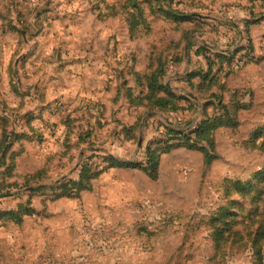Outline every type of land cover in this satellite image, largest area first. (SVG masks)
<instances>
[{"label":"rangeland","instance_id":"374dc122","mask_svg":"<svg viewBox=\"0 0 264 264\" xmlns=\"http://www.w3.org/2000/svg\"><path fill=\"white\" fill-rule=\"evenodd\" d=\"M141 4L153 33L132 38L89 0H0V144L21 137L0 167V211L29 199L36 210L22 224L0 221V264H264V0ZM169 5L173 15L158 13ZM5 19L22 33H4ZM153 49L165 53L160 80L182 97L178 111L136 98L147 89L140 75L157 66ZM224 54L233 58L218 72ZM209 59L208 78L190 77L208 73ZM235 102L239 125L214 133L210 165L187 147L162 154L157 179L107 160L144 165L169 127L193 131ZM86 164L101 175L80 198L31 195ZM232 181L255 187L229 194Z\"/></svg>","mask_w":264,"mask_h":264},{"label":"trees","instance_id":"16d2710c","mask_svg":"<svg viewBox=\"0 0 264 264\" xmlns=\"http://www.w3.org/2000/svg\"><path fill=\"white\" fill-rule=\"evenodd\" d=\"M107 0H89L92 5V10L97 14L99 20H107L108 18H122L131 32L132 38L136 37H148L153 33V29L149 24V18L147 17L144 4H141V0H125V4L122 5V0L116 4L110 5L106 2ZM171 5L168 6V10L163 7L159 8L158 13H163L165 16L173 15ZM154 9V8H152ZM43 13V12H42ZM40 13L41 15L45 13ZM157 13V12H153ZM180 15L175 19V21L183 22L189 21V14H184L183 12H178ZM250 24V23H249ZM4 26V24H3ZM5 27L7 30H3L4 33L19 32V27L16 24H12L10 20L5 19ZM22 33V30L20 29ZM163 53V54H162ZM165 56L162 51H156L153 49L149 55V65L157 62V66L154 69H147L141 78L147 80V89L142 92L143 96H137L139 103L146 101L148 106L156 107L160 110H172L178 111L180 109L179 101L182 97L176 95L170 88L163 84L160 80L162 64L166 63L160 57ZM225 55V54H224ZM221 58V67L218 72L224 71L223 63L230 62L233 58L231 54L225 56H219ZM182 59H177V62H181ZM185 61V58H184ZM169 62L175 63L173 59ZM213 62L209 59V71L206 74L193 73L190 77H196L204 75V78H208V75L213 71ZM150 72V73H149ZM215 82H212L213 84ZM129 96L132 97V90H130ZM212 97H217L213 94ZM219 98V97H217ZM241 106L239 102H235L231 108L224 106L225 112L221 115L215 117H207L193 131L179 130L172 127L168 128V132L165 134V138L161 140L162 145L153 147V144L149 147L148 160L146 164L136 163V162H121L114 158H107L109 163L113 166H138L140 169L145 171L151 179H157L160 167L161 156L164 153H169L171 150L179 147H187L192 150H197L203 153L205 163L210 165L218 157L215 153V140L214 133L223 127L235 128L239 125V110ZM258 137H264V127L258 130ZM15 132H9L3 135V140L0 144V167L7 166L6 157L10 150L15 145V142L20 139ZM13 158L15 153L11 154ZM11 169L12 166H11ZM47 173L46 169L40 170L34 176L23 184L25 187H34L35 184L32 182L33 179L40 178ZM101 175V171L98 168H94L89 164H86L80 174L78 179H66L61 180L57 185L48 187L47 185L35 186L31 190V195L40 194L41 192L50 189L55 199L70 198L76 199L80 198L81 194L85 191H90L92 189V182ZM259 177H262L261 183L264 184V172L257 173ZM234 186H229L228 183L225 184V190L231 194L234 190L238 192L248 193L251 191L254 184L248 183L243 184L237 181L231 182ZM248 186V187H247ZM36 213V210L31 206V199L27 203L19 204L18 208L10 209L5 211H0V221L14 222L15 224H22L25 217L32 216Z\"/></svg>","mask_w":264,"mask_h":264},{"label":"crops","instance_id":"0c3cea01","mask_svg":"<svg viewBox=\"0 0 264 264\" xmlns=\"http://www.w3.org/2000/svg\"><path fill=\"white\" fill-rule=\"evenodd\" d=\"M9 34H11V33H9ZM9 34H8V35H9Z\"/></svg>","mask_w":264,"mask_h":264}]
</instances>
